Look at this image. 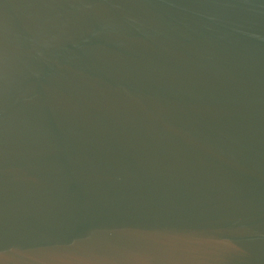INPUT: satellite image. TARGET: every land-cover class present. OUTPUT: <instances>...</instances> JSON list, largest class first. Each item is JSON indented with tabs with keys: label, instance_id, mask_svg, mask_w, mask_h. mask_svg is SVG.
<instances>
[{
	"label": "water",
	"instance_id": "water-1",
	"mask_svg": "<svg viewBox=\"0 0 264 264\" xmlns=\"http://www.w3.org/2000/svg\"><path fill=\"white\" fill-rule=\"evenodd\" d=\"M0 264H264V0H0Z\"/></svg>",
	"mask_w": 264,
	"mask_h": 264
}]
</instances>
